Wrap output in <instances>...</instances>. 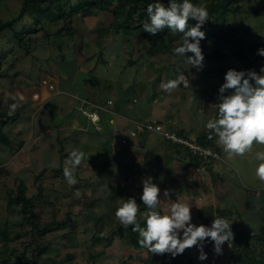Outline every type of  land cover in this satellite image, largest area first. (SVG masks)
Wrapping results in <instances>:
<instances>
[{
	"label": "rangeland",
	"instance_id": "1",
	"mask_svg": "<svg viewBox=\"0 0 264 264\" xmlns=\"http://www.w3.org/2000/svg\"><path fill=\"white\" fill-rule=\"evenodd\" d=\"M207 1L198 0L197 5ZM105 2L109 12L73 18V35L63 31L55 41L60 48L44 44L39 39L41 29L24 34L25 39H39L28 54L17 47L18 40L10 32L0 35L6 73L0 79V112L18 113L2 127L11 147L0 144V232L6 228L9 234L6 243L0 236V260L11 256L12 264H227L229 241L220 255L206 243L205 261L197 259L196 246L175 258L137 250L124 231L106 246L111 230L120 225L114 216L116 208L129 192L139 197L142 178L154 175L160 189L157 208L163 214H168L173 202L188 203L192 222L209 225L207 207L212 206L214 217L225 218L234 232L246 229L249 235L256 234L264 214V182L255 175V157L257 152L264 153V145L254 141L245 154L228 156L211 134L219 159L196 166L189 157L171 152L162 134L145 131L140 124L150 121L165 133L182 132L195 142L211 131L205 125L216 118L217 89L226 70L246 69L225 48L218 51L223 54L220 60L204 59L200 72L185 62L177 65L181 57L169 52L168 41L163 42V51L149 54L147 39L138 32L110 30L111 10L119 4ZM20 6V0H2L0 19L11 20ZM233 6L237 10L228 14L226 28L236 29L240 39L264 44V0H234ZM8 39L13 42L7 44ZM206 47L203 55L216 49L213 41ZM262 64L258 63L257 72ZM180 70L185 84L171 92L161 89V82ZM89 76L100 85L84 84L82 79ZM61 86H67L72 96L61 93ZM12 104L15 108L10 110ZM91 108L99 110L97 125L83 116ZM73 149L84 157L72 169L76 183L70 185L63 168ZM138 170L140 175L135 174ZM19 181L25 186L24 195L32 200L30 208H22V202L13 198ZM165 191L168 195L163 196ZM247 201L252 206L247 207ZM147 212L142 211L141 218ZM100 217H105L101 224ZM64 219L65 226H52ZM45 224L53 230L38 238L35 235ZM43 244L48 248L38 255ZM23 252L28 263L16 260ZM91 256L96 259L92 261Z\"/></svg>",
	"mask_w": 264,
	"mask_h": 264
},
{
	"label": "clouds",
	"instance_id": "2",
	"mask_svg": "<svg viewBox=\"0 0 264 264\" xmlns=\"http://www.w3.org/2000/svg\"><path fill=\"white\" fill-rule=\"evenodd\" d=\"M145 14L147 20L142 25L145 32L154 36L168 29L173 34H182V43L174 47L172 52L183 58L189 68L196 72L203 70L204 55L200 42L205 36L201 28L208 21L206 8L195 4L193 0H151L145 8ZM189 20L195 23L189 26ZM257 54L264 57V47L258 48ZM185 79V74L180 70L174 78L161 82L160 87L171 92L184 85ZM216 101V118L209 119L205 127L211 130L210 134L215 135L217 144L222 145L228 156L245 154L254 141L264 145V64L260 66L259 72L232 68L226 70L223 82L217 89ZM9 107L12 110L15 104ZM97 123L90 122L93 125ZM83 157L84 153L75 149L69 153L63 168L68 184L76 183L72 169L79 166ZM255 159V175L264 182V153L257 152ZM141 185L139 199L148 210L143 217V224L137 220L138 203L135 197L123 199L114 211V216L122 227L131 226V231L138 233L137 243L142 248L152 254H169L175 258L186 248L196 246L197 259L205 261L208 254L204 251V245L210 242L213 253L222 254L224 243L233 238L231 224L225 218L214 217L209 225L194 224L191 206L182 202L171 203L168 214H161L157 208L160 189L153 183V178L145 176ZM166 195L168 193L165 191L163 196Z\"/></svg>",
	"mask_w": 264,
	"mask_h": 264
},
{
	"label": "trees",
	"instance_id": "3",
	"mask_svg": "<svg viewBox=\"0 0 264 264\" xmlns=\"http://www.w3.org/2000/svg\"><path fill=\"white\" fill-rule=\"evenodd\" d=\"M2 0H0L1 2ZM21 6L18 14L12 18L11 20H1L0 19V35L5 32H10L13 36L14 40H18L19 48L25 49V53L28 54L29 50L32 47H36L39 45V39H44V44L49 46H56L60 48V44L56 43L58 37H61L62 32H65V35L72 36L73 28L71 23L75 16H81L83 18L94 15L96 12L107 11L109 10L108 5L105 0H20ZM114 0H111V2ZM119 4L118 9H112V22L109 26L111 31L119 32L122 34L138 32L143 37L147 39L148 43V53L156 54L158 51H163V42H170V53L174 47L179 46L182 43V34L171 33L168 29L162 30L160 33L153 35H149L144 31L142 25L147 20V16L145 14V8L151 0H116ZM198 0H193L195 4H197ZM234 0H208L205 5L202 7L206 8L208 11V21L202 26L201 30L205 33L204 39L200 42L201 49H205L208 42L213 41V44L216 46V49L212 52H206L204 55L205 60H220L223 58V54H219L218 51L220 49L225 48L230 55L240 67L246 70H255L258 63L264 62V57L257 54V49L264 47L263 43H258L254 41L240 39L235 35L236 29H227V16L229 13H234L237 9L233 6ZM78 11L81 13L77 14ZM109 12V11H107ZM125 12V14H124ZM62 23V24H61ZM139 23L138 25H136ZM191 23H195V21H188L189 26ZM136 25V26H135ZM54 28V29H53ZM35 29H41L43 31L42 38H23L24 34L31 33V31ZM53 29V30H52ZM52 31V32H51ZM60 39V38H59ZM54 40V41H53ZM13 41L8 39L6 41L7 44L12 43ZM207 48V47H206ZM33 49V48H32ZM0 50H2V46L0 45ZM190 54V53H189ZM4 62V58L0 57V79L6 76L2 69V64ZM184 63L183 58H181L177 65H182ZM10 65H12L10 63ZM71 70H75V62H71ZM70 69V68H69ZM125 69V68H124ZM236 69V68H232ZM67 70V69H66ZM237 70V69H236ZM68 71V70H67ZM70 72L68 76L70 77ZM84 84H91L98 87L100 83L96 78H91L89 76L82 79ZM63 83V82H61ZM61 93L68 94L67 96H72L71 90L67 86H61ZM153 96L149 97V102L152 101ZM99 106H95L98 108ZM92 109V108H91ZM93 110V109H92ZM96 112V111H95ZM99 110L97 109V114ZM18 113L12 114L8 109L4 112H0V144L3 146L11 147L9 138L3 132V125L8 123V121L13 120L17 117ZM86 119V118H85ZM87 120V119H86ZM88 123H90L87 120ZM147 123H151L148 121ZM139 125V124H138ZM143 128L144 124H140ZM145 130V128H143ZM146 131V130H145ZM177 136L186 138L182 132H179ZM210 132L202 133L197 137L196 143L205 148L211 149L213 152L217 153L215 149H213L212 144L210 142ZM112 137V134L110 135ZM167 140V139H166ZM125 142V140L123 139ZM168 149H171V152L176 154H183L189 157V161L198 166V163L206 164L208 162H216L217 159H213L211 157H203L197 154H193L188 148L180 146L178 144H173L169 140H167ZM20 147L22 146L19 145ZM171 159H167V164L170 163ZM166 164V165H167ZM4 173V172H3ZM141 171H135V174L140 175ZM1 174V171H0ZM153 183H155L156 176H152ZM137 189L139 187L137 186ZM25 186L19 181L17 184V192L13 196L15 200L22 202V208H30L33 206L31 198H27L24 195ZM135 196L132 193H127L126 199L128 197ZM171 198L175 199L172 195ZM138 203V211H137V220L143 224V218L140 216V213L146 210L145 206L140 201L139 197L136 198ZM18 204V203H17ZM246 206H252L247 201ZM161 208V205H159ZM209 210L208 218L212 220L214 218V212L211 211L212 206H208ZM161 212V211H160ZM164 213V211H162ZM161 212V214H163ZM105 217L98 218V223L101 224ZM67 224V219H64L63 222L53 223V227L56 226L60 228ZM36 227L35 223L32 224ZM51 225L45 224L40 230L39 235H35L39 238L40 235H45L50 232ZM121 231L125 232V236L127 237V241L134 246L137 250L144 249L138 243V233H134L131 231V226L122 227L119 225L116 229L111 230L109 237L106 239V246L110 247L116 237H118ZM233 232V238L229 240L230 242V253L227 260V264H264V214L262 215L261 222L258 225V229L256 234L249 235L246 229H243L239 232ZM0 236L3 241L6 243L9 241V234L7 229L5 228L0 232ZM101 234L95 240L98 242L101 239ZM36 240V239H35ZM47 245H42V249L39 250L38 255L44 253L47 249ZM23 252L16 260L22 261L24 263H28V259ZM4 256V255H2ZM92 261L96 259L95 256H91ZM16 263V262H15ZM0 264H12L11 256L2 257L0 260ZM34 264H37L36 262ZM42 264V263H41ZM58 264H63L59 261Z\"/></svg>",
	"mask_w": 264,
	"mask_h": 264
},
{
	"label": "built area",
	"instance_id": "4",
	"mask_svg": "<svg viewBox=\"0 0 264 264\" xmlns=\"http://www.w3.org/2000/svg\"><path fill=\"white\" fill-rule=\"evenodd\" d=\"M83 116H85L91 123H97V115L95 112H86ZM143 128H145L148 132L160 133L163 137L169 140L173 144H178L180 146L188 148L193 154H197L203 157H211L213 159H219L218 154L213 152L211 149H205L199 146L197 143L192 142L189 139L177 136L173 133H165L162 128L155 124L154 122L144 124Z\"/></svg>",
	"mask_w": 264,
	"mask_h": 264
}]
</instances>
